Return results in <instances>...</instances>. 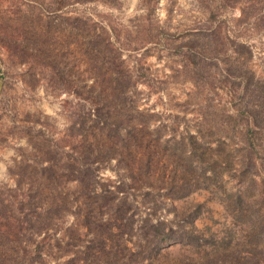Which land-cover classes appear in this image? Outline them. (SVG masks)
Here are the masks:
<instances>
[{
    "label": "rangeland",
    "instance_id": "rangeland-1",
    "mask_svg": "<svg viewBox=\"0 0 264 264\" xmlns=\"http://www.w3.org/2000/svg\"><path fill=\"white\" fill-rule=\"evenodd\" d=\"M0 264H264V0H0Z\"/></svg>",
    "mask_w": 264,
    "mask_h": 264
},
{
    "label": "water",
    "instance_id": "water-1",
    "mask_svg": "<svg viewBox=\"0 0 264 264\" xmlns=\"http://www.w3.org/2000/svg\"><path fill=\"white\" fill-rule=\"evenodd\" d=\"M0 91H1V82H0Z\"/></svg>",
    "mask_w": 264,
    "mask_h": 264
}]
</instances>
